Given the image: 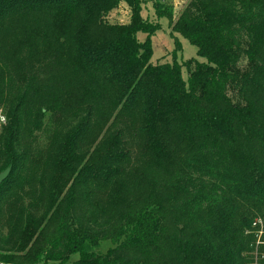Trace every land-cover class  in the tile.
I'll return each instance as SVG.
<instances>
[{
    "label": "trees",
    "instance_id": "trees-1",
    "mask_svg": "<svg viewBox=\"0 0 264 264\" xmlns=\"http://www.w3.org/2000/svg\"><path fill=\"white\" fill-rule=\"evenodd\" d=\"M146 1L0 0V264H264V0Z\"/></svg>",
    "mask_w": 264,
    "mask_h": 264
},
{
    "label": "rangeland",
    "instance_id": "rangeland-1",
    "mask_svg": "<svg viewBox=\"0 0 264 264\" xmlns=\"http://www.w3.org/2000/svg\"><path fill=\"white\" fill-rule=\"evenodd\" d=\"M189 0H165V5H172L175 10V14L184 8ZM142 16L153 22L159 21L161 23V29L152 36V49L153 55L151 62L154 64L161 63H172L177 60L179 63H184L189 59H196L200 62H206V59L198 55V48L196 45L192 44L188 39L180 34H171V28L169 25V20L164 17L160 20L155 14V9L152 0H147L143 4ZM109 18L112 21H128L127 9L122 5L119 9L113 11ZM138 38L143 41L146 38V34L139 33ZM184 77L187 79L189 71L186 67L183 69ZM104 251L110 246V243L106 244Z\"/></svg>",
    "mask_w": 264,
    "mask_h": 264
},
{
    "label": "built area",
    "instance_id": "built-area-1",
    "mask_svg": "<svg viewBox=\"0 0 264 264\" xmlns=\"http://www.w3.org/2000/svg\"><path fill=\"white\" fill-rule=\"evenodd\" d=\"M7 121L6 116L2 113V110L0 109V127L4 125Z\"/></svg>",
    "mask_w": 264,
    "mask_h": 264
},
{
    "label": "water",
    "instance_id": "water-1",
    "mask_svg": "<svg viewBox=\"0 0 264 264\" xmlns=\"http://www.w3.org/2000/svg\"><path fill=\"white\" fill-rule=\"evenodd\" d=\"M8 172L9 171H5L4 173H2L1 175H0V182L8 175Z\"/></svg>",
    "mask_w": 264,
    "mask_h": 264
}]
</instances>
